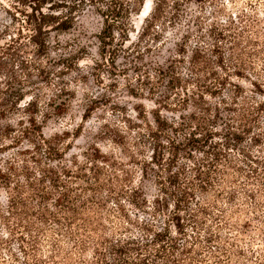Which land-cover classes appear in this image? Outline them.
<instances>
[{"label":"trees","instance_id":"trees-1","mask_svg":"<svg viewBox=\"0 0 264 264\" xmlns=\"http://www.w3.org/2000/svg\"><path fill=\"white\" fill-rule=\"evenodd\" d=\"M8 1L11 22L0 25V264H264V83L251 82L250 95L240 86L211 89L198 74L207 62L200 48L166 65L134 63L131 96L148 95L157 107L138 113L137 139L120 142L130 163L93 145L75 153L69 132L45 133L77 99L65 72L89 55L61 37L93 8L103 21L100 60L86 69L120 73L130 21L146 0ZM168 1H153L154 20ZM155 27L147 22L139 38ZM249 56L238 53V65ZM141 180L154 184L151 198Z\"/></svg>","mask_w":264,"mask_h":264},{"label":"rangeland","instance_id":"rangeland-1","mask_svg":"<svg viewBox=\"0 0 264 264\" xmlns=\"http://www.w3.org/2000/svg\"><path fill=\"white\" fill-rule=\"evenodd\" d=\"M153 1L146 0L142 12L130 21L134 44H127L130 54L117 62L120 73L112 67L100 71L86 69V66H93L92 60H100L95 36L101 31L103 21L93 8L81 14L70 35L61 37L63 43L78 41L87 48L89 55L81 62L80 70L65 72L67 75L62 80L77 91V99L71 102L67 114L50 120L45 129L48 136L69 132V143L76 148L75 153L93 145L105 154H115L130 163L125 145L120 142L131 143L137 139L138 133L133 127L144 126L138 113L146 111L150 115L157 106L148 100V95L138 99L131 96L130 81L135 75L128 69L141 62L166 65L173 58H179L181 52L191 56L195 48L203 51L207 61L202 71H198L199 77L211 89L220 88L221 94H228L239 90L236 86H240L250 95V91L256 90L251 82L264 83V0H169L156 20L153 19L156 15ZM9 3L0 0L1 26L11 22L5 11ZM147 22H156L158 28L140 39L139 33ZM237 40L241 42L239 46ZM242 50L253 55L247 57L245 66L238 65L237 61V54ZM139 52L143 54L137 55ZM124 69L127 70L124 73L131 76H124ZM256 74L261 77L257 79ZM210 101L218 102L212 98ZM163 114L170 116L165 111ZM78 134L82 135L80 139L75 137ZM135 157L140 158L138 152ZM129 168L140 178L139 168ZM139 186L150 198L156 194L152 181L141 180Z\"/></svg>","mask_w":264,"mask_h":264}]
</instances>
